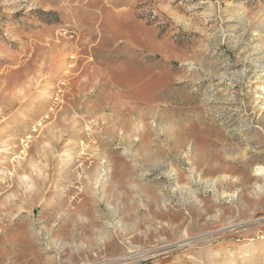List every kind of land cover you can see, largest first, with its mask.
<instances>
[{
  "label": "rangeland",
  "instance_id": "374dc122",
  "mask_svg": "<svg viewBox=\"0 0 264 264\" xmlns=\"http://www.w3.org/2000/svg\"><path fill=\"white\" fill-rule=\"evenodd\" d=\"M0 264H264V0H0Z\"/></svg>",
  "mask_w": 264,
  "mask_h": 264
}]
</instances>
